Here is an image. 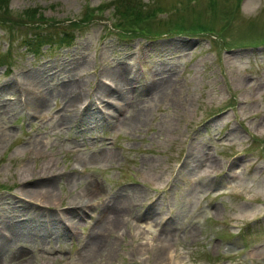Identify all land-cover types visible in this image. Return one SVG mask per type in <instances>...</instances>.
Wrapping results in <instances>:
<instances>
[{
	"label": "rangeland",
	"instance_id": "374dc122",
	"mask_svg": "<svg viewBox=\"0 0 264 264\" xmlns=\"http://www.w3.org/2000/svg\"><path fill=\"white\" fill-rule=\"evenodd\" d=\"M40 20L71 46L29 54ZM0 246L264 264V0H0Z\"/></svg>",
	"mask_w": 264,
	"mask_h": 264
},
{
	"label": "trees",
	"instance_id": "16d2710c",
	"mask_svg": "<svg viewBox=\"0 0 264 264\" xmlns=\"http://www.w3.org/2000/svg\"><path fill=\"white\" fill-rule=\"evenodd\" d=\"M9 2V0H8ZM3 3V2H2ZM135 7L137 6L136 2H133ZM118 4L115 3L114 5V10L118 13H116V16L119 17V20H120V10L119 8L117 7ZM6 6H8V3H6ZM122 8V5L120 4V9ZM89 11V10H88ZM100 10L98 11H94V12H99ZM123 13H125L127 16L129 17H132L134 19H139L140 18V10L135 11V10H125ZM122 13V14H123ZM89 12H85L84 13V18H82L80 20V22H73L75 24V27L79 25V23H86L90 20V17L91 16H88ZM121 14V16H122ZM142 16V15H141ZM124 18V16H123ZM145 17H143V20ZM125 21V20H123ZM122 21V22H123ZM40 25L42 26L41 28H38L39 31H35L33 33V38L32 40L28 41V44L26 46H24V49L27 50V52L29 54H31L32 56L36 57L39 53L41 54L42 53V50L45 46H48L49 44H58L59 46H63L62 48H68L70 47L71 43L73 42V39L70 37V32L69 34L67 32H62L61 35H58L56 33V31L52 32L51 34L49 32L46 31V29H44L43 27H45V22L43 20H40L39 21ZM123 26V25H122ZM39 27V26H38ZM120 27V25L118 26ZM134 29V26H131V29ZM136 32V31H134Z\"/></svg>",
	"mask_w": 264,
	"mask_h": 264
},
{
	"label": "bare ground",
	"instance_id": "6f19581e",
	"mask_svg": "<svg viewBox=\"0 0 264 264\" xmlns=\"http://www.w3.org/2000/svg\"><path fill=\"white\" fill-rule=\"evenodd\" d=\"M70 88H72V87H74V86H69ZM78 96H80V95H78ZM77 208H78V206H76ZM119 216H121V214L119 213L118 214ZM59 217V216H58ZM73 220V217H68V219H67V221L69 222V221H72ZM65 222V221H64ZM118 222H120V221H118ZM50 223H52V221L50 222ZM63 224V223H62ZM5 225L6 226H8L10 229H11V235L10 236H8V237H6V240L7 241H9V240H14L15 239V236L18 238V236H19V238H20V236H21V231H20V229H19V225H13L12 224V222L11 221H7L6 223H5ZM64 226V225H63ZM68 226V225H67ZM110 227H113V228H117V223L116 222H114ZM66 228V227H65ZM54 228H53V226H52V230H53ZM4 243V242H3ZM6 243V242H5ZM0 252H2V246H0Z\"/></svg>",
	"mask_w": 264,
	"mask_h": 264
}]
</instances>
